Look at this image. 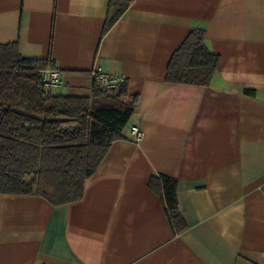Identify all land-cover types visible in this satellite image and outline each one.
Masks as SVG:
<instances>
[{
	"label": "crops",
	"instance_id": "1",
	"mask_svg": "<svg viewBox=\"0 0 264 264\" xmlns=\"http://www.w3.org/2000/svg\"><path fill=\"white\" fill-rule=\"evenodd\" d=\"M194 29L218 55L211 81L169 82ZM5 43L51 60L58 94L89 95L95 65L123 73L135 108L79 200L0 194V264H264V0H0ZM158 175L176 180L181 230Z\"/></svg>",
	"mask_w": 264,
	"mask_h": 264
},
{
	"label": "trees",
	"instance_id": "2",
	"mask_svg": "<svg viewBox=\"0 0 264 264\" xmlns=\"http://www.w3.org/2000/svg\"><path fill=\"white\" fill-rule=\"evenodd\" d=\"M125 7L121 3L107 15L104 30ZM217 62L204 31L194 29L173 52L165 77L208 85ZM53 66L48 59L22 56L16 43L0 44V194H35L57 206L82 197L85 179L110 144L123 138L135 97L126 80L113 92L92 83L89 95L55 94L40 76ZM148 186L162 199L175 230H181L176 180L152 176Z\"/></svg>",
	"mask_w": 264,
	"mask_h": 264
},
{
	"label": "built area",
	"instance_id": "3",
	"mask_svg": "<svg viewBox=\"0 0 264 264\" xmlns=\"http://www.w3.org/2000/svg\"><path fill=\"white\" fill-rule=\"evenodd\" d=\"M91 82L102 90L113 92L118 89L120 84L126 80L123 73L107 71L99 65L92 67L88 73ZM41 80L48 86H61L62 79L60 70L55 65L48 67L40 72ZM130 134L135 142H139L143 136L142 131L137 126L130 127Z\"/></svg>",
	"mask_w": 264,
	"mask_h": 264
},
{
	"label": "rangeland",
	"instance_id": "4",
	"mask_svg": "<svg viewBox=\"0 0 264 264\" xmlns=\"http://www.w3.org/2000/svg\"><path fill=\"white\" fill-rule=\"evenodd\" d=\"M62 87H58V86H52V92H54L55 94H58L61 91Z\"/></svg>",
	"mask_w": 264,
	"mask_h": 264
}]
</instances>
